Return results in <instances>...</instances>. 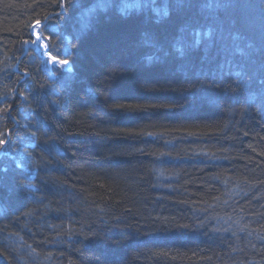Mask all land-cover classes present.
Masks as SVG:
<instances>
[{"label":"trees","instance_id":"16d2710c","mask_svg":"<svg viewBox=\"0 0 264 264\" xmlns=\"http://www.w3.org/2000/svg\"><path fill=\"white\" fill-rule=\"evenodd\" d=\"M115 3L70 32L45 20L54 0H0V167L23 181L0 192V264H264V87L186 83L150 49L114 55L113 42L175 20ZM253 13L260 34L240 31L264 40ZM36 20L74 87L18 52Z\"/></svg>","mask_w":264,"mask_h":264},{"label":"snow or ice","instance_id":"6c2138e0","mask_svg":"<svg viewBox=\"0 0 264 264\" xmlns=\"http://www.w3.org/2000/svg\"><path fill=\"white\" fill-rule=\"evenodd\" d=\"M54 2L61 11L46 15L45 20L54 21L57 27L70 32L73 28L86 31L101 9L119 8L115 0H99L95 6L85 5L84 0ZM139 7L145 22L151 20L158 24L159 17L167 16L169 11L175 13V20L167 31L154 33L151 28L145 27L135 41L113 42L111 48L114 55L127 57L140 49H150L151 54L146 59L171 64L173 71L183 73L185 82L190 84L210 80L215 87L233 92L252 81L264 85V40L256 36L248 37L241 46L245 38L240 35L239 28L241 20H250L257 7L262 11L261 28H264V3L256 5L249 0H166L161 8L156 0H142ZM84 9L88 12L87 23L81 20ZM242 12L247 16L241 17ZM40 25L41 21L36 20L35 26ZM173 35L174 39L171 38ZM116 68L113 65L110 70ZM76 77L77 73L66 77L69 88L74 87ZM7 143L0 139V146ZM11 179L16 178H10L8 167H0V192L7 189ZM16 182L23 183L19 179Z\"/></svg>","mask_w":264,"mask_h":264},{"label":"rangeland","instance_id":"374dc122","mask_svg":"<svg viewBox=\"0 0 264 264\" xmlns=\"http://www.w3.org/2000/svg\"><path fill=\"white\" fill-rule=\"evenodd\" d=\"M246 16H247V13L244 12V14L241 17H246ZM260 19H261V17H260ZM257 20H259V17L257 18V14L252 13L250 20H241V23L239 24L240 25L239 28H242V29L247 28L253 34H256V35L260 34L259 31H257L258 30V24L260 22L258 23ZM39 28H40V26H34L32 28V40L29 42H26V43L19 44L18 45V52L21 54L22 53L24 54V52L27 51L28 49H30V48L33 49L42 58L43 63L45 65V69L49 73L50 77L55 78L56 80H59V81H63V79L66 77V74L70 70L69 65H68V63L62 64L61 61H64V60L52 58L48 54V52H47V41L40 34ZM240 35H242V37L245 38L244 40L241 41V46H243V44L247 42L248 37L245 34H243L241 31H240ZM249 35L252 36L251 34H249ZM254 84L251 83V86L253 87ZM259 85L261 86L260 87L261 89H262V87H264V85H261V84H259ZM251 86H249L250 90H252L251 92L255 95L258 94L259 95L258 99H261V94L258 93L257 91H254V89ZM260 102L263 103L262 101H260ZM19 152L15 151L14 153H7L6 156L13 161L19 162V160L23 158V154H24L22 151H19ZM4 154L5 153H3V155ZM0 156H1V154H0Z\"/></svg>","mask_w":264,"mask_h":264},{"label":"bare ground","instance_id":"6f19581e","mask_svg":"<svg viewBox=\"0 0 264 264\" xmlns=\"http://www.w3.org/2000/svg\"><path fill=\"white\" fill-rule=\"evenodd\" d=\"M34 26H35V25H34ZM34 26H33V27H34ZM33 27H32V28H33ZM25 43H26V42H25ZM30 49H31V48H30ZM28 50H29V49H28ZM28 50H27V51H28ZM27 51H25L24 53H26Z\"/></svg>","mask_w":264,"mask_h":264}]
</instances>
